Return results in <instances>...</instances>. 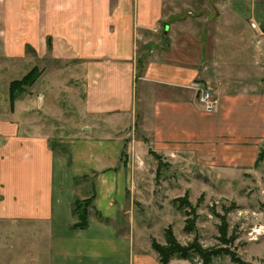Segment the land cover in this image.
Segmentation results:
<instances>
[{"label": "crops", "instance_id": "crops-1", "mask_svg": "<svg viewBox=\"0 0 264 264\" xmlns=\"http://www.w3.org/2000/svg\"><path fill=\"white\" fill-rule=\"evenodd\" d=\"M228 1L225 43L218 21L226 12L219 16L210 5L192 11L191 2L171 0H0V61L32 53L41 66L33 91L46 70L73 72L58 114L43 111L44 95L34 91L18 100V122L0 125L1 242L20 235L45 242L46 253L41 247L29 264H160L148 249L135 251L144 218L133 203L131 151L147 140L156 154H188L214 170L255 166L264 147V0H242L241 9ZM202 80L218 97L214 112L198 105L193 87ZM137 85L147 137L127 142L124 132L138 119ZM45 120L87 134L81 165L71 163L67 146L60 153L51 147L55 126ZM246 140H254L253 151ZM110 143L114 155L105 152ZM91 196L89 225L72 228L73 200Z\"/></svg>", "mask_w": 264, "mask_h": 264}, {"label": "rangeland", "instance_id": "rangeland-1", "mask_svg": "<svg viewBox=\"0 0 264 264\" xmlns=\"http://www.w3.org/2000/svg\"><path fill=\"white\" fill-rule=\"evenodd\" d=\"M171 1L178 4L184 1L191 2L192 11L210 5V9L217 11L219 16L226 12L220 16V21H218L221 25L218 38L224 39L225 43L228 42L226 38V33H229L227 31L229 30L228 0ZM243 1H246L248 5V2L252 0ZM241 2L242 0H233L232 4L235 8L239 6L238 9H241ZM262 21L259 28L264 24V20ZM141 65L137 67V79L142 77L144 71V66ZM33 68L41 70V66H34L32 53L30 57L22 61L16 58L5 62L0 61V125L16 124L19 117L18 100L33 95L34 91L35 93L41 91L44 95L46 107L43 111L50 110L52 117L53 113L58 114L61 107L67 105L69 97L67 90L70 86L68 80H71L73 72L50 69L43 74L42 84L34 88V91L33 85L25 87L15 101L14 107H11L10 83L22 79ZM57 76L60 79L56 82L54 80ZM53 81L54 83H51ZM199 82L205 83L203 80ZM201 86L205 89L210 87L209 84ZM137 94L138 119L134 131L131 128L132 131L126 129L127 131L124 132L127 142L135 138L143 141L147 137L141 128L143 118L141 113L143 105L139 102L141 85H137ZM31 118H33L32 115ZM40 118L44 122V119ZM45 122L55 126V129L52 128V131L48 132L54 144L51 147L55 146L53 149L60 153L63 147L67 146L71 163L81 165L80 162L87 155L86 142L88 139L85 137L87 134L79 128L75 130L77 126L73 124L63 126L59 121H55V124L46 120ZM66 133L70 137L65 138ZM88 135L90 138L93 137L92 140L99 139L96 138V133ZM0 138H5V136L0 134ZM188 141H190L189 138ZM145 142L140 147L137 146L139 150H132L131 159H128L130 170L134 173L137 182L135 190L137 192L133 195V203L138 205V210L135 212L140 215L139 219L144 218L142 222H137L138 242L135 251L141 254L144 252L141 248L144 247L149 250L150 256H156L157 253L150 248L151 239L165 245L164 232L165 229L171 227L181 246L187 248L198 246L205 251L218 252L211 257L210 264H264V159L248 170L225 172L194 162L188 154L182 158L156 154ZM254 143V140L244 141L246 148H250V151H253ZM259 146L261 147V144ZM116 151L113 143L108 144L105 150L106 154L110 155H114ZM122 151L123 157L129 156L127 144ZM124 159L121 160L124 161ZM78 178H75L76 182L80 181ZM86 188L90 190L91 185H87ZM187 221V230H184ZM5 238L2 242L0 241V253L3 250L6 253L5 256L9 258L4 260L0 258V261H4L3 264H20L21 262L29 264V257L39 256L41 247H44L43 254L46 253L45 242L26 243L22 239L23 235L15 237L16 239L13 236ZM172 261V264H204L203 259L197 254L193 255L190 260L174 258Z\"/></svg>", "mask_w": 264, "mask_h": 264}, {"label": "trees", "instance_id": "trees-1", "mask_svg": "<svg viewBox=\"0 0 264 264\" xmlns=\"http://www.w3.org/2000/svg\"><path fill=\"white\" fill-rule=\"evenodd\" d=\"M40 71L37 68H33L26 76L20 80H15L10 83L9 87V100L11 102V107H14L15 101L18 99V96L21 92L24 91L25 87L31 86L34 84ZM264 159V150H261L255 165ZM93 196L85 199L75 198L71 204L72 214L75 217L76 221L72 225L74 229H84L90 223V209L93 206ZM99 216V215H98ZM188 221L184 230H187ZM165 238L166 244L161 245L155 239H151V247L157 253L160 264H169L174 258L190 260L193 255H199L204 264H210V259L212 256L216 255L218 252L214 250L205 251L199 248L198 246H191L189 248L181 246L177 241L174 232L171 227L165 229ZM193 252V253H192Z\"/></svg>", "mask_w": 264, "mask_h": 264}, {"label": "built area", "instance_id": "built-area-1", "mask_svg": "<svg viewBox=\"0 0 264 264\" xmlns=\"http://www.w3.org/2000/svg\"><path fill=\"white\" fill-rule=\"evenodd\" d=\"M261 33L264 35V24L261 27ZM198 92V105L206 112H213L217 109L218 97L210 88H203L201 85H195Z\"/></svg>", "mask_w": 264, "mask_h": 264}]
</instances>
